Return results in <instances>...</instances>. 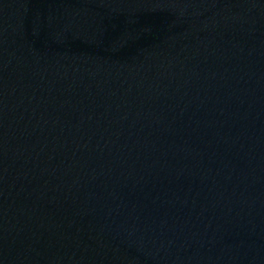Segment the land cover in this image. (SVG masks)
Segmentation results:
<instances>
[{"label":"water","instance_id":"95a60500","mask_svg":"<svg viewBox=\"0 0 264 264\" xmlns=\"http://www.w3.org/2000/svg\"><path fill=\"white\" fill-rule=\"evenodd\" d=\"M0 264H264V0H0Z\"/></svg>","mask_w":264,"mask_h":264}]
</instances>
